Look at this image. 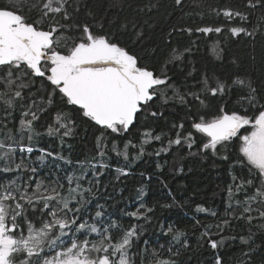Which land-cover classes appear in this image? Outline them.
<instances>
[{
    "label": "snow or ice",
    "instance_id": "6c2138e0",
    "mask_svg": "<svg viewBox=\"0 0 264 264\" xmlns=\"http://www.w3.org/2000/svg\"><path fill=\"white\" fill-rule=\"evenodd\" d=\"M183 2L174 0L177 6ZM119 6L116 0L108 10ZM257 10L261 18L250 31ZM210 14L214 26L173 28L167 51L157 46L141 55L121 38L127 23L122 31L106 28L107 21L98 18L85 0H0V112L4 115L0 129L5 130L0 131V264H145L137 243L142 235L139 221L150 224L148 213L154 209L141 203L136 211L126 212L137 223L125 227L99 204L95 186L102 169L111 167L108 161L113 154L128 164L154 143L160 144L151 153L156 156L176 146L190 155L228 161L230 169L239 168L226 189L221 223L229 225L228 217L249 225L264 221V93H258L235 59L228 63L237 66L231 73L201 74L192 65L178 86L173 70L182 66L183 73L192 64L188 56L195 41L183 48L171 44L177 31L189 37L195 33L264 36V0L212 8ZM197 15L203 19V13ZM141 37L139 33L136 43ZM223 53L219 49L221 63L226 62ZM166 108L173 114L179 108L184 115L164 133L153 125L164 117ZM43 118L48 121L46 133L62 143L74 135L77 120L90 122L99 132L95 155L75 163L66 159L69 167L59 170L63 175L41 178L40 169L27 162V154L34 152L33 134L40 135L37 123ZM9 119L18 123L19 136L8 129ZM40 151L41 163L56 158L52 152ZM116 172L128 174L121 167ZM90 174L96 179H89ZM209 211L196 206L197 213ZM159 227L174 246L153 249L149 264H176L180 250L189 246L187 234L171 225ZM212 227L220 229V224L206 226L201 238L208 237L211 248L217 249L223 238L212 239ZM259 227L264 229V224ZM240 240L250 244L251 231L249 238ZM255 251L249 248L243 253L249 257L244 264H251ZM214 264H223L219 255Z\"/></svg>",
    "mask_w": 264,
    "mask_h": 264
},
{
    "label": "trees",
    "instance_id": "16d2710c",
    "mask_svg": "<svg viewBox=\"0 0 264 264\" xmlns=\"http://www.w3.org/2000/svg\"><path fill=\"white\" fill-rule=\"evenodd\" d=\"M88 7L92 9L98 18L105 19L106 28L112 31H122L121 26L129 25L127 32L121 37L129 46L143 55L159 46L167 51L166 42L168 33L173 28H196L197 26H214L215 17L210 14L212 8L225 6H242L244 0H184L182 6L174 4V0H119L120 6H109L116 0H85ZM142 9V10H141ZM149 9H151L149 11ZM197 13H203V19ZM81 18L84 16L82 14ZM261 18V11L257 10L252 18L249 30L257 25ZM135 24V29L132 25ZM264 32V27H261ZM142 33L139 43H136L137 35ZM191 41H195L191 44ZM173 47L181 48L191 44L192 52L188 60L192 62L188 67L177 66L173 70L174 78L178 86H182L184 76L195 65L197 72H235L239 69L247 72L257 88L258 93H264V36L256 34L254 38L246 36L231 37L224 34H201L195 33L191 37L187 33L177 31L171 37ZM223 48L226 62L221 63L217 59L219 49ZM254 57V59H253ZM235 59L237 66L228 67V63ZM165 115L153 126L157 131L167 133L172 122L177 117H183L184 113L179 108L164 109ZM4 120L0 112V121ZM47 118L37 123L39 136L33 134L34 139L31 146L34 152L27 154L28 163H34L40 169V177H47L50 173L54 176L63 175L61 169L68 168L65 160L84 161L90 159L96 153V137L99 136L97 128L87 120H77L75 133L72 137L64 138L63 143L56 136H49L44 125ZM18 123L13 124L8 120V129L18 136L15 131ZM0 131H5L0 129ZM164 143H167L165 140ZM160 144L154 143L147 148L143 156L137 157L131 163L112 155L108 163L109 169H102L103 175L98 177L96 198L99 204L104 205L113 218L119 219L127 227L136 224L135 218L125 215L126 212L136 211L140 204L153 208L151 223L139 221L142 225V235L137 242L139 251L145 264L152 259L153 249L160 250L161 246L167 249L174 246L170 235H164L159 225H171L175 229L182 230L187 234L188 248L181 249L180 254L175 257L176 264H214L215 257L219 255L223 264H244L249 260L243 253L249 248L256 249L251 254V264H262L264 262V229L259 225L264 221L254 220L252 225L245 221H237L228 217L229 225H223L221 219L225 217V208L228 201L226 189L232 183V174H239V168H231L228 161L213 156L190 155L187 150H180L176 146L168 153L156 156L154 149H159ZM41 149L56 154V158H46L43 163L38 159L43 153ZM193 152L196 150L193 149ZM135 155V154H133ZM65 159H60V157ZM121 167L127 171V175L116 172ZM231 172V174H230ZM89 179H96L89 175ZM87 186V185H86ZM143 189V193H141ZM171 204L172 207H161ZM202 205L209 209L208 213H197L196 206ZM91 211V208L89 209ZM216 211L215 217L210 215ZM200 220V225L195 221ZM220 224V229L212 227V239L223 243L217 249H212L208 243V237H202L206 226ZM251 243H241L240 237L246 239L250 236ZM236 237V239H232ZM144 241H147L145 245ZM175 247H179L175 245ZM147 248V252L144 249ZM135 250V249H134Z\"/></svg>",
    "mask_w": 264,
    "mask_h": 264
},
{
    "label": "rangeland",
    "instance_id": "374dc122",
    "mask_svg": "<svg viewBox=\"0 0 264 264\" xmlns=\"http://www.w3.org/2000/svg\"><path fill=\"white\" fill-rule=\"evenodd\" d=\"M4 116V115H3ZM1 121H3V119H1ZM20 134H18V136H19Z\"/></svg>",
    "mask_w": 264,
    "mask_h": 264
}]
</instances>
